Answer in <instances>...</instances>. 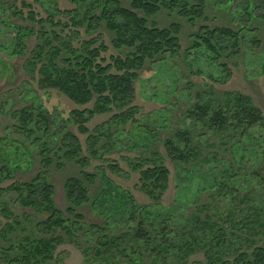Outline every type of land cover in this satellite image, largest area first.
<instances>
[{
    "label": "rangeland",
    "instance_id": "obj_1",
    "mask_svg": "<svg viewBox=\"0 0 264 264\" xmlns=\"http://www.w3.org/2000/svg\"><path fill=\"white\" fill-rule=\"evenodd\" d=\"M248 1L211 0L208 3L207 19L197 20L194 25L165 9L161 10L151 21L154 20L160 27H168L173 22L180 24L181 53L165 62L148 63L139 72L135 95L127 104L135 111L131 119L123 123L116 122L114 110L97 114L86 123L88 131L82 132L77 122L70 118V112L90 108L92 102L78 105L59 90L39 85L40 73L35 72L27 62L30 53L39 43L38 35L35 32L25 37L24 55H13L16 31L9 25L13 22L34 28L37 32L39 27L31 21L12 15L11 7H21L22 0H0V167L2 162H7L12 170L11 181L17 183L31 180L43 170L40 163V141L36 142L35 136L19 134L14 129L15 125H19L14 113L23 107L35 105V111L44 110V115L51 120L49 126L52 131H62L64 128V133L71 132L79 137L82 147L77 161L65 160L62 167L53 164L48 169V177L55 187L54 199L61 210L65 211L68 207L65 192L68 177L78 176L81 171L98 175L106 171L113 181L133 194L134 201L142 208L141 216L149 222L150 228L155 226L159 229L167 221L171 230L175 229L174 233L177 234L183 230L182 227L189 225L193 216L209 213L219 227H226L253 240V243L246 242V248L249 244L263 246L264 235L258 233L259 228L254 235L246 234L245 231L248 230H241L240 227L233 228L228 212L236 207L232 220L244 222V214L250 211H247L248 207L264 208V181L258 179V173H264V129L256 126L244 134L226 138L222 133L196 124L188 112L209 87L214 88L218 99H222L226 91H240L250 96L264 112V21L249 20L245 9ZM30 2L43 18L52 14L63 19L66 18L65 14L68 16L70 13L66 10L76 7L72 0ZM123 4L129 6L127 0H123ZM260 4L257 3L254 15L264 12V6ZM83 9V6L79 8L81 14ZM202 25L211 28L226 26L236 30H240L242 26L250 28L241 31L246 35L241 52L222 59V64L227 65L229 70H225L224 65L211 58L204 49H190L191 40L196 39L194 34ZM78 30L79 33L74 34V44L78 45L89 39L95 40L94 45L103 41L108 48L104 54L106 58L118 53L119 49H115L112 44L115 33L108 30L104 23L93 28L85 23ZM253 38L259 39V44L251 42ZM184 131L192 133L193 141L190 144L198 145L201 151L200 159L195 164L175 161L167 153L166 140L175 138V133L183 134ZM89 135H92L91 138H98L97 142L89 141ZM61 137H55L54 143L62 142L63 139L58 142ZM154 157L169 173L166 186L159 188L152 196L144 189L135 167L139 168L140 163L143 168L152 167L150 159ZM115 163L118 164V172L111 171L110 165ZM11 181L0 185H9ZM101 185L102 181L98 176L92 185L93 191ZM5 194L0 202L3 203L5 199L15 217L23 224L31 222L30 215L40 220L46 218L44 213L21 205L16 193ZM107 197L108 202L120 204L118 198L111 195ZM121 208H118L119 211L104 208L109 209L107 217L103 216L104 209L100 210L104 211L101 216L99 210H92L89 205L83 206L82 212L87 224L103 225L108 220L110 224L106 235L110 238L116 234L128 233L129 227L136 226L143 219L140 214L131 216L132 205L128 202ZM147 212L149 213L146 214ZM1 221L5 222V218L0 205V228ZM121 223L125 226H121ZM100 227L89 226V229L81 230L79 242L67 240L60 243L55 254L61 257L55 264H107V261L109 264H209L205 249L201 247L194 252L186 251L184 255L177 253L176 257L172 254L155 257L151 253H144L138 241L130 235L126 236L128 241L120 245L119 252H114V258H98L92 253L87 256L86 250L97 247L99 240L96 238L104 234L102 230H98ZM189 228L187 226L186 231ZM5 248V245L0 246V264H10L2 258L3 254L9 255ZM235 255V251L231 250L228 258L233 261Z\"/></svg>",
    "mask_w": 264,
    "mask_h": 264
},
{
    "label": "trees",
    "instance_id": "obj_2",
    "mask_svg": "<svg viewBox=\"0 0 264 264\" xmlns=\"http://www.w3.org/2000/svg\"><path fill=\"white\" fill-rule=\"evenodd\" d=\"M72 1H75L76 7L66 10L70 13L68 16L65 14L66 18L63 19L52 14L47 18L41 17L33 9L30 0H22L21 7H11L12 15L16 18L31 21L39 27L37 32L34 28L11 22L9 26L12 25L16 31V46L12 54L24 55L25 37L37 33L39 43L30 53L28 65L40 73L38 82L41 87L57 89L78 105L92 102L90 108L74 109L70 112V118L77 122L79 129L87 132L86 123L97 114L114 110L116 122L123 123L131 119L135 111L127 104L135 95L139 72L148 63L165 62L181 53L180 24L173 22L168 27H160L154 20L151 21V18L165 9L194 25L197 20L207 19L208 3L211 0H127L129 6H125L123 0ZM257 3L264 6V0H249L245 8L252 22L264 21V12L253 14ZM81 6L84 7L83 14L79 11ZM55 8L59 10L56 5ZM85 23L91 28L104 23L108 30L114 32L112 44L115 49H119L118 53L110 54L109 58H106L104 54L108 48L103 41L94 45L95 40L89 39L82 41V44H74V34H78V28ZM246 28L250 30L247 26L236 30L226 26L211 28L202 25L194 34L196 39L191 40L189 47L195 50L204 49L211 58L222 64L223 58L236 56L241 52L242 42L246 39V35L241 31ZM251 42L257 45L259 39L253 38ZM222 65L225 70H229L227 65ZM35 109L36 106L31 105L16 111L14 117L19 125H15L14 129L19 134L35 136L36 142L40 141V163L43 170L31 180L17 183L11 181L12 170L9 164L2 162L0 184L5 181L11 183L0 185V199L3 200L5 193H16L21 205L44 213L46 218L40 220L30 215L31 222L28 221L25 225L15 217L5 199L3 203L0 202L5 218V222L1 221L0 246L5 245V250L10 255L3 254L4 261L10 264H55L61 257L55 254L60 243L67 240L72 243L79 242L81 230L89 229V226H101L98 230H102L104 234L96 238L99 240L97 247L86 250L87 256L92 253L98 258H114V252H119L120 245L126 243V236L130 235L138 241L144 253H151L155 257L164 254L176 257L177 253L184 255L186 251L194 252L201 247L205 249L209 264H264V245L259 247L249 244L246 248V242L253 243V240L226 227H219L209 213L193 216L187 225L189 230L186 231L185 226L177 234L174 233L175 229L171 230L167 221H164L159 229L155 226L150 228L149 222L141 216L142 208L134 201L133 194L113 181L103 170L101 175L81 171L78 176L68 177L65 182L68 207L65 211L58 208L54 199L55 187L48 177V169L53 164L62 167L65 160H76L82 147L79 137L71 132L64 133V128L62 131H52L49 126L51 120L44 115L45 111L37 112ZM188 112L196 124L222 133L226 138H231L234 134H244L256 126L264 129V112L255 105L250 96L240 91H226L222 99H218L214 88L209 87ZM97 132L101 134L99 130ZM91 136L88 137L89 141L98 139ZM55 137H61L58 142L63 139L62 142L55 144ZM192 141L190 131L175 133V138L165 142L168 155L173 160L188 165L197 163L201 151L198 145L190 144ZM151 160L152 167L143 168L140 163L139 168L135 167V171L139 172L144 189L154 196L159 188L166 186L169 172L159 165L156 157ZM110 167L111 171H119L116 163ZM98 176L102 185L93 191L92 185ZM258 176V179L264 181V173H258ZM108 195L118 198L120 204L108 202ZM126 202L132 205L131 216L140 214L143 219L136 226L129 227L128 233L116 234L110 238L106 235L110 224L108 220H105L103 225L87 224L82 212L85 205L95 211L104 208H115L119 211ZM104 210L105 213L100 211V214L102 216L104 213L103 216L107 217L109 209ZM247 211L249 212L244 214V223L232 220L236 207L229 210L228 218L232 221V227L248 230L245 233L253 235L259 228L258 233L264 235V208L250 206ZM123 225L121 223V226ZM26 226H29L28 229ZM231 250L236 253L233 261L228 258Z\"/></svg>",
    "mask_w": 264,
    "mask_h": 264
}]
</instances>
